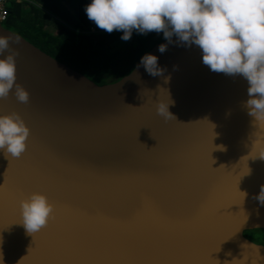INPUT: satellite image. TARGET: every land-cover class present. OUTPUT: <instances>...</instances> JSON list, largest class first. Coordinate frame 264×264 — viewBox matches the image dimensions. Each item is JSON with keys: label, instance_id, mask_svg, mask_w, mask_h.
I'll return each instance as SVG.
<instances>
[{"label": "water", "instance_id": "95a60500", "mask_svg": "<svg viewBox=\"0 0 264 264\" xmlns=\"http://www.w3.org/2000/svg\"><path fill=\"white\" fill-rule=\"evenodd\" d=\"M9 35L30 102L13 89L0 115L19 113L31 135L20 158L0 151V264H264V244L245 235L264 230V126L244 107L246 79L211 71L173 36L147 53L163 75L140 59L100 85L0 24ZM169 97L176 120L165 122L157 106ZM34 192L55 205L38 239L19 211Z\"/></svg>", "mask_w": 264, "mask_h": 264}, {"label": "clouds", "instance_id": "9594fccd", "mask_svg": "<svg viewBox=\"0 0 264 264\" xmlns=\"http://www.w3.org/2000/svg\"><path fill=\"white\" fill-rule=\"evenodd\" d=\"M85 12L99 29L109 34L123 32L124 41L136 31L142 35L163 33L169 43L176 36L189 46L195 44L203 52V64L211 71L247 80L249 99L244 107L255 124L264 126V0H91ZM20 42L18 36H0V56L8 53L0 59V100L7 99L15 89L16 99L27 104L30 93L17 83L20 53L11 47ZM158 50L164 53L167 45H160ZM141 65L152 76L165 71L152 54H145L138 67ZM171 103L169 97L168 103L159 102L157 106V114L165 122L176 120L169 111ZM30 135L19 113L0 115V151L6 158H20L27 150ZM259 158L264 159V151ZM254 199L264 205V185ZM19 211L21 224L32 236L55 218V205L39 192L22 199Z\"/></svg>", "mask_w": 264, "mask_h": 264}, {"label": "trees", "instance_id": "16d2710c", "mask_svg": "<svg viewBox=\"0 0 264 264\" xmlns=\"http://www.w3.org/2000/svg\"><path fill=\"white\" fill-rule=\"evenodd\" d=\"M91 0H28L8 6L6 29L25 39L97 84L120 80L156 44L163 33L139 34L129 41L123 32L111 34L99 29L86 15ZM246 237L264 244V230L245 232Z\"/></svg>", "mask_w": 264, "mask_h": 264}, {"label": "built area", "instance_id": "2783aa9c", "mask_svg": "<svg viewBox=\"0 0 264 264\" xmlns=\"http://www.w3.org/2000/svg\"><path fill=\"white\" fill-rule=\"evenodd\" d=\"M28 0H0V17H2V24L7 21L8 18V6L11 3H21Z\"/></svg>", "mask_w": 264, "mask_h": 264}, {"label": "bare ground", "instance_id": "6f19581e", "mask_svg": "<svg viewBox=\"0 0 264 264\" xmlns=\"http://www.w3.org/2000/svg\"><path fill=\"white\" fill-rule=\"evenodd\" d=\"M2 21H3V19H2V17H0V24H2ZM256 133H257V137L260 139V140L257 139V141L262 142L261 143L262 145L260 147H264V134H263L262 128H257ZM257 151H260V153H261L262 150L257 149ZM255 166L256 165L249 166L248 168H249V170H252ZM249 182H259V181L255 180V178H251V179H249ZM252 194H253V192H252ZM252 194L249 197H252ZM250 251H252L253 255H256V250L254 251L253 249L252 250L250 249Z\"/></svg>", "mask_w": 264, "mask_h": 264}, {"label": "snow or ice", "instance_id": "6c2138e0", "mask_svg": "<svg viewBox=\"0 0 264 264\" xmlns=\"http://www.w3.org/2000/svg\"><path fill=\"white\" fill-rule=\"evenodd\" d=\"M6 195H7V187L6 186H0V212H2L3 203H4V199H5ZM52 222L53 223L56 222V217L52 220ZM39 235H40V232L35 233L33 235V238L38 239ZM154 264H167V262H154Z\"/></svg>", "mask_w": 264, "mask_h": 264}, {"label": "rangeland", "instance_id": "374dc122", "mask_svg": "<svg viewBox=\"0 0 264 264\" xmlns=\"http://www.w3.org/2000/svg\"><path fill=\"white\" fill-rule=\"evenodd\" d=\"M5 23H3V25H4Z\"/></svg>", "mask_w": 264, "mask_h": 264}]
</instances>
